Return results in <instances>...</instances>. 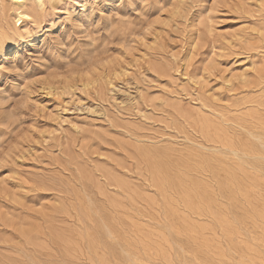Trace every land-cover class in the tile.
Returning a JSON list of instances; mask_svg holds the SVG:
<instances>
[{
    "label": "rangeland",
    "instance_id": "rangeland-1",
    "mask_svg": "<svg viewBox=\"0 0 264 264\" xmlns=\"http://www.w3.org/2000/svg\"><path fill=\"white\" fill-rule=\"evenodd\" d=\"M101 2L0 0V264H264V0Z\"/></svg>",
    "mask_w": 264,
    "mask_h": 264
},
{
    "label": "snow or ice",
    "instance_id": "snow-or-ice-1",
    "mask_svg": "<svg viewBox=\"0 0 264 264\" xmlns=\"http://www.w3.org/2000/svg\"><path fill=\"white\" fill-rule=\"evenodd\" d=\"M84 5V11H73V9H79L80 5ZM264 6V5H262ZM59 8H63V5L58 6ZM69 15L65 18V28L66 30H71V39H75V34L79 33L81 36L85 35L88 32L99 31L97 24L100 27L106 26L107 21V9H105L102 5L101 0H72V4L69 5L68 8ZM59 16H64V12H58ZM21 19H30L29 17H22ZM22 27V24L20 25ZM66 33H61L60 39L62 42H70L65 41ZM12 71L10 67H6L3 64H0V73H7ZM10 88L5 80L0 77V92L6 91Z\"/></svg>",
    "mask_w": 264,
    "mask_h": 264
},
{
    "label": "bare ground",
    "instance_id": "bare-ground-1",
    "mask_svg": "<svg viewBox=\"0 0 264 264\" xmlns=\"http://www.w3.org/2000/svg\"><path fill=\"white\" fill-rule=\"evenodd\" d=\"M21 15H22V16H26V14H25V13H21ZM19 18H20V17H19ZM19 20H20V19H19ZM234 153H235V152H234ZM162 169H164V168H162ZM162 169H161V170H162ZM163 171H166V169H165V170H163ZM166 175H167V173H166ZM165 177H166V176H165ZM168 177H169V176H168ZM169 178H170V177H169Z\"/></svg>",
    "mask_w": 264,
    "mask_h": 264
}]
</instances>
